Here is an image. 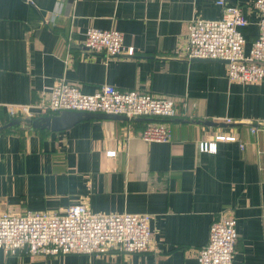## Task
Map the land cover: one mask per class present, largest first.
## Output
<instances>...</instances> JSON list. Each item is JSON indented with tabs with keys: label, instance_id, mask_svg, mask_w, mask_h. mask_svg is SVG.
Instances as JSON below:
<instances>
[{
	"label": "crops",
	"instance_id": "crops-1",
	"mask_svg": "<svg viewBox=\"0 0 264 264\" xmlns=\"http://www.w3.org/2000/svg\"><path fill=\"white\" fill-rule=\"evenodd\" d=\"M254 1L227 0L248 19L247 51L259 32ZM221 13L214 0H0V211L55 213L83 200L95 213H151L153 229L144 252L0 248V264H198L221 211L236 217L235 264H264V79L232 82L227 62L181 53L189 22ZM90 27L120 30L134 55L89 51L81 42ZM62 79L87 94L109 84L173 97L178 114L160 119L172 140L141 139L146 117L59 132L7 125L26 117L18 105L46 101ZM203 141L216 151H202Z\"/></svg>",
	"mask_w": 264,
	"mask_h": 264
},
{
	"label": "built area",
	"instance_id": "built-area-1",
	"mask_svg": "<svg viewBox=\"0 0 264 264\" xmlns=\"http://www.w3.org/2000/svg\"><path fill=\"white\" fill-rule=\"evenodd\" d=\"M222 13L216 19L195 18L187 26V42L183 57L227 60L230 81L255 83L264 79V0H255L259 12V32L246 50L243 28L248 19L237 4L214 0ZM81 44L89 51L107 57L132 56L133 47L124 45L120 30L90 27ZM26 117L58 114L64 110L104 112L146 118H173L178 114L173 97L140 89L122 90L104 84L94 93H84L80 86L62 79L50 90L44 102L18 105ZM13 111V108H11ZM172 128L168 122L149 121L140 134L148 142H170ZM216 140H236L235 136L217 135ZM243 146V144H241ZM202 151L215 152V141L200 142ZM109 156L115 151H108ZM148 212L95 213L88 202L81 200L67 208L48 211H0V248L6 254L25 252L29 255L125 254L144 252L150 248L153 229ZM236 217L221 211L212 221L206 245L197 250L198 264H235Z\"/></svg>",
	"mask_w": 264,
	"mask_h": 264
},
{
	"label": "water",
	"instance_id": "water-1",
	"mask_svg": "<svg viewBox=\"0 0 264 264\" xmlns=\"http://www.w3.org/2000/svg\"><path fill=\"white\" fill-rule=\"evenodd\" d=\"M192 60H221L224 59H211V58H192ZM89 119H113V120H129L126 116L113 113L104 112H89V111H75L64 110L58 114H50L39 117H17L11 120L7 125L25 123L30 125L33 129H48L55 132L68 130L77 123Z\"/></svg>",
	"mask_w": 264,
	"mask_h": 264
},
{
	"label": "trees",
	"instance_id": "trees-1",
	"mask_svg": "<svg viewBox=\"0 0 264 264\" xmlns=\"http://www.w3.org/2000/svg\"><path fill=\"white\" fill-rule=\"evenodd\" d=\"M160 119L161 118H149L150 121H152V120H154V121H161ZM37 130H39V129H37ZM41 130H45V129H41Z\"/></svg>",
	"mask_w": 264,
	"mask_h": 264
}]
</instances>
